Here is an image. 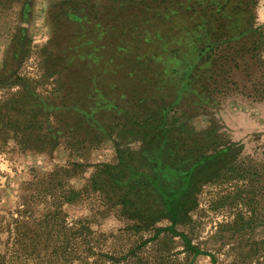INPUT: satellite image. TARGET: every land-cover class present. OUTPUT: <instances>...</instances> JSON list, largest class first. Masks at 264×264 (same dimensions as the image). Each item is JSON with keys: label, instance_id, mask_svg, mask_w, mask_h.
Here are the masks:
<instances>
[{"label": "trees", "instance_id": "trees-1", "mask_svg": "<svg viewBox=\"0 0 264 264\" xmlns=\"http://www.w3.org/2000/svg\"><path fill=\"white\" fill-rule=\"evenodd\" d=\"M64 4L76 30L64 48L56 41L45 53L48 70L61 77L60 95L44 97L17 77L22 91L3 105L0 131L45 153L62 139L76 150L112 140L117 162L95 166L91 189L135 229L168 219L158 232L182 235L187 249L204 253L175 226L203 185L244 173L232 165L241 146L227 144L217 124L196 130L190 121L248 81L251 94L264 98L257 0H114L106 18L79 15L74 0Z\"/></svg>", "mask_w": 264, "mask_h": 264}, {"label": "rangeland", "instance_id": "rangeland-1", "mask_svg": "<svg viewBox=\"0 0 264 264\" xmlns=\"http://www.w3.org/2000/svg\"><path fill=\"white\" fill-rule=\"evenodd\" d=\"M63 1L0 0V116L22 91L17 77L44 97L60 95L61 77L48 70L45 53L56 41L64 48L76 30ZM74 1L79 15L113 16L114 0ZM255 15L264 25V0H257ZM250 86L219 96L216 109L190 121L196 130L217 124L227 144L241 146L232 165L244 173L203 185L196 207L176 224L204 253L187 249L182 235L158 232L168 219L135 229L111 200L104 203L103 192L91 189L95 166L117 162L112 140L76 150L62 139L45 153L0 131V264H264V98Z\"/></svg>", "mask_w": 264, "mask_h": 264}]
</instances>
